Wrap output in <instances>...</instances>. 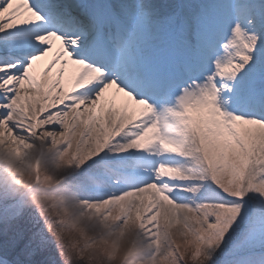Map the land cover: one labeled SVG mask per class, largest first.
<instances>
[{"label":"snow or ice","instance_id":"snow-or-ice-1","mask_svg":"<svg viewBox=\"0 0 264 264\" xmlns=\"http://www.w3.org/2000/svg\"><path fill=\"white\" fill-rule=\"evenodd\" d=\"M0 264H264V0H0Z\"/></svg>","mask_w":264,"mask_h":264},{"label":"rangeland","instance_id":"rangeland-1","mask_svg":"<svg viewBox=\"0 0 264 264\" xmlns=\"http://www.w3.org/2000/svg\"><path fill=\"white\" fill-rule=\"evenodd\" d=\"M24 171H25V178L27 179V176H28V168H27V166L25 167V169H24Z\"/></svg>","mask_w":264,"mask_h":264}]
</instances>
